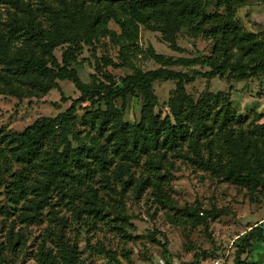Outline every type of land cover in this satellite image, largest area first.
I'll use <instances>...</instances> for the list:
<instances>
[{"label": "trees", "instance_id": "trees-1", "mask_svg": "<svg viewBox=\"0 0 264 264\" xmlns=\"http://www.w3.org/2000/svg\"><path fill=\"white\" fill-rule=\"evenodd\" d=\"M244 4L245 0H0V95L40 98L62 80L78 93L63 110L38 116L19 131L0 127V224L11 252L25 245L22 227L41 224L30 256L35 264H93L78 248L79 229L131 240L125 198L136 200L145 194L162 206L172 205L168 172L176 160L244 188L249 198L264 189L263 113L240 112L230 100L231 89L242 80L257 79L252 94L264 93V30L242 28L236 11ZM140 26L159 33L160 41L173 51H184L176 44L181 31L209 40L210 51L171 57L148 46L142 53L157 66L141 69L133 61L140 53ZM102 39L117 47V60L101 55L84 82L74 64L82 46H89L93 54ZM57 47L59 59L53 53ZM106 66L122 73L114 76ZM197 77L224 79L230 87H205L194 96L184 84ZM159 81H174L161 103L163 113L155 111L159 104L153 84ZM135 91L139 117L128 123L114 101H124ZM77 110L83 111L78 121ZM181 212L182 224L203 223L197 206ZM262 239L261 222L237 235L232 264H254L240 255L250 254ZM150 240L157 241L153 236ZM161 246L166 254V242ZM4 248L0 246V263L10 264ZM84 248L109 264H120L119 253L129 258L127 251L117 253L108 242L91 245L85 239ZM207 252L198 251L191 261L178 264H199Z\"/></svg>", "mask_w": 264, "mask_h": 264}, {"label": "rangeland", "instance_id": "rangeland-1", "mask_svg": "<svg viewBox=\"0 0 264 264\" xmlns=\"http://www.w3.org/2000/svg\"><path fill=\"white\" fill-rule=\"evenodd\" d=\"M212 6L207 8L208 12L213 10ZM236 15L243 29L264 30V0H245V4L237 9ZM109 26L117 30L112 23ZM137 43L140 53L135 54L133 61L141 69H151L157 66L142 53L148 46L157 53L171 57L208 54L211 47L209 40L199 36L191 37L181 31L176 36V44L183 47L184 51H173L166 43L160 41L159 33L145 30L141 26ZM60 51L61 47L53 51L57 59H59ZM104 54L117 60V47L109 45L105 39H102L95 44V50L91 54L89 46H82L77 57L79 62L74 64L82 81H89V73L93 71L94 60ZM105 68L114 76L122 73V70L118 68L111 66ZM175 68L189 70V67L184 66ZM249 81H238L235 89H231L232 105L240 112L249 108L259 110L255 103L257 100H244V96L254 97L252 93H254L255 85H258L257 79ZM205 87L212 91L227 90L230 83L216 77L208 80L197 77L184 84L185 90L194 96ZM173 88L174 81L154 82L153 89L159 104L155 107V111L166 112L161 103L166 101ZM77 94L69 81L62 80L58 81L57 89H50L40 98L27 97L17 100L10 96L0 95V127L19 131L38 116H52L63 110L69 104L70 98L76 97ZM60 95L64 96L65 100L60 99ZM114 105L121 110L124 121L132 123L138 120L140 98L136 91L128 95L124 101L115 100ZM82 113V110H77L75 117L77 121ZM167 191L172 199V205L162 206L145 194L136 200L130 197L125 198L126 209L130 214L129 221L132 224V228L126 229L127 233L133 236L129 241L118 239L102 230L87 232L79 229L77 242L78 248L83 249L82 257L93 264H109L107 259L93 255L84 248V240L88 239L91 245L102 241L108 242L111 249L117 253L120 249L127 251L128 260L123 259L120 253L118 254L120 264H165L166 261L178 264L180 261H191L193 254L202 250L208 252L205 256H201L199 264H212L214 259L221 264H232L236 249L232 241L258 219L264 217V189L256 191V198H249L244 188L218 181L180 160H176L173 168L168 172ZM196 206L198 215L204 217L203 223L196 226L182 224L184 216L181 210ZM206 211H210L212 216H207ZM41 227V224L22 227V232L26 237L25 245L23 249L15 253L16 250L15 252L10 251V246L7 245L3 236L5 227L0 224V246H5L3 253L7 255L10 264H35L30 256ZM71 227L77 228V225L71 224ZM262 229V241L255 243L250 254L243 253L240 258L248 259L254 264H264V222ZM151 236L157 241H151ZM163 242H166V254L161 246Z\"/></svg>", "mask_w": 264, "mask_h": 264}, {"label": "crops", "instance_id": "crops-1", "mask_svg": "<svg viewBox=\"0 0 264 264\" xmlns=\"http://www.w3.org/2000/svg\"><path fill=\"white\" fill-rule=\"evenodd\" d=\"M255 87H257V85H255ZM242 95V94H241ZM243 96V95H242ZM231 98H232V95H231V92H230V100H231ZM247 98V99H246ZM251 99H255V100H257L255 103L257 104V106H258V109L259 110H256L255 108H249V109H253V110H255V111H258V112H261V113H263V117H262V120L264 121V93L263 94H261L260 96H258V97H256V96H254V97H247V96H244V100H249V101H251ZM231 104H232V101H231ZM249 109H247V110H249ZM246 110V111H247ZM246 111H243V112H246ZM256 222H261V223H263L264 222V217L263 218H260V219H258ZM241 259H242V257H241Z\"/></svg>", "mask_w": 264, "mask_h": 264}, {"label": "built area", "instance_id": "built-area-1", "mask_svg": "<svg viewBox=\"0 0 264 264\" xmlns=\"http://www.w3.org/2000/svg\"><path fill=\"white\" fill-rule=\"evenodd\" d=\"M212 264H221L217 259H214L213 261H212Z\"/></svg>", "mask_w": 264, "mask_h": 264}]
</instances>
